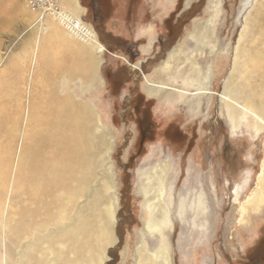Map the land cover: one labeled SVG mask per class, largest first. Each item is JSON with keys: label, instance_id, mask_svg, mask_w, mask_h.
Listing matches in <instances>:
<instances>
[{"label": "rangeland", "instance_id": "rangeland-1", "mask_svg": "<svg viewBox=\"0 0 264 264\" xmlns=\"http://www.w3.org/2000/svg\"><path fill=\"white\" fill-rule=\"evenodd\" d=\"M167 1L80 0L86 9L82 20L92 26L104 50L98 75L80 76L90 85L89 90L83 93L77 88L69 94L77 103H92L100 125L106 127L100 133H111V150L104 154L98 170L104 175L112 166L119 189L118 240L108 250L106 264H137V251L143 242L149 244L151 253L160 247L161 235L150 236L146 230L147 197L143 190L147 175L154 178L157 172L164 174L166 189L173 187L175 202H179L181 192H195L203 185L208 204L205 227L199 219L193 223L188 216L189 222L176 218L173 229H166L173 264H264V182L258 183L264 161V131L257 132L253 119L247 117L241 120L239 130L232 132L220 112L219 99L233 67L235 43L243 33L236 21L244 0H222L223 11L216 18L215 0ZM261 3L264 0H255V9ZM61 6L64 8V0ZM46 20L31 10L28 0H0V163L4 161L11 172L12 156L20 143L38 146L33 140L35 128L21 122L26 108L35 100L41 102L52 90L50 80L56 73L45 63L48 56L40 40ZM206 23L214 32L211 30L209 45L201 55L194 36ZM261 40L256 33L249 39L244 36L241 45L255 47ZM214 45L222 52L228 46L231 55L227 61L220 57L214 60ZM175 51L179 54L172 59ZM194 54L200 55L198 68L190 61ZM54 61L68 64L84 60L62 49ZM165 62L171 67L162 71ZM211 73L212 97L193 99L199 84ZM148 79L182 87L191 97L149 96L145 87ZM78 109L84 113L83 108ZM45 151V157L55 163L51 149ZM25 154L29 153H17ZM165 163L170 169L160 168ZM244 184L235 202L234 191ZM256 190L262 201L257 212L245 203ZM154 196V192L149 195ZM243 205L247 213L244 224L239 225Z\"/></svg>", "mask_w": 264, "mask_h": 264}, {"label": "bare ground", "instance_id": "bare-ground-1", "mask_svg": "<svg viewBox=\"0 0 264 264\" xmlns=\"http://www.w3.org/2000/svg\"><path fill=\"white\" fill-rule=\"evenodd\" d=\"M28 3L30 6V0ZM213 4L217 6L213 12L216 18L223 11V1L215 0ZM255 6V0L243 1L236 21L243 33L235 43L233 67L219 94L220 112L234 133L241 127V120L247 117L253 119L257 132L264 131V46L259 48L264 45V4L261 3L258 9ZM63 12L78 23V27L50 18L40 29L42 47L48 56L45 63L56 69V73L50 80L52 90L41 102L35 100L31 107L26 108V116L21 122L35 128L33 140L38 146L20 143L17 153L29 154L19 156L16 153L12 156V172L4 166V161L0 163V264H106L108 250L117 244L119 189L116 176L112 166L104 175L98 170L104 161V154L111 150V133H100V129L106 127L100 125L92 103H77L69 94L70 90L77 88L83 93L89 90L90 85L80 76L98 75L104 48L92 26L82 20L86 9L80 0H64ZM211 30L212 27L206 23L198 28L194 36L201 55L209 45L207 40L212 37ZM256 33L262 36V42L255 47L248 46L249 43L242 47L243 37L249 39ZM62 49L84 61L55 62L54 57ZM211 49L214 60L220 57L227 61L231 55L228 46L223 52L217 45ZM178 54L173 52L171 58H176ZM199 56L194 54L190 59L196 67L199 66ZM170 67L171 63L165 62L162 71ZM213 78L212 74L205 83L201 82L199 92L192 98H211ZM238 79L240 83H236ZM72 80L82 82L84 86L79 87ZM166 85L148 79L145 87L149 96L191 97L179 85L178 89ZM78 107L83 108L84 113ZM197 109H201V104H197ZM21 138L19 133L18 140ZM48 147L55 163L45 157ZM160 168L170 169V166L165 163ZM7 170L10 173L7 174ZM156 176L147 175L144 181L143 190L147 197L144 208L146 230L150 236L161 235V245L151 253L149 244L143 242L137 251V264H173L171 245L165 231L173 229L176 218L189 222V216L193 223L199 219L202 227L208 223V204L203 185L195 192H181L179 202H175V191L173 187L166 189L164 174L157 172ZM263 182L264 161L258 175V183L262 185ZM172 184L174 182L170 186ZM244 186L246 184L234 191L235 202ZM153 192L154 198L149 197ZM261 202L259 190L253 191L245 201L256 212ZM241 210L239 225L245 222L247 207L243 205Z\"/></svg>", "mask_w": 264, "mask_h": 264}, {"label": "built area", "instance_id": "built-area-1", "mask_svg": "<svg viewBox=\"0 0 264 264\" xmlns=\"http://www.w3.org/2000/svg\"><path fill=\"white\" fill-rule=\"evenodd\" d=\"M31 10L39 14L42 20L49 18L58 19L70 25V27H78V23H74L68 15H65L61 6V0H30Z\"/></svg>", "mask_w": 264, "mask_h": 264}, {"label": "flooded vegetation", "instance_id": "flooded-vegetation-1", "mask_svg": "<svg viewBox=\"0 0 264 264\" xmlns=\"http://www.w3.org/2000/svg\"><path fill=\"white\" fill-rule=\"evenodd\" d=\"M94 1V0H93Z\"/></svg>", "mask_w": 264, "mask_h": 264}]
</instances>
